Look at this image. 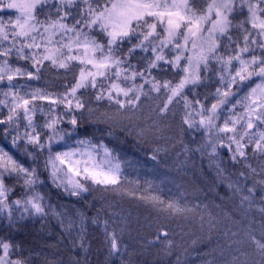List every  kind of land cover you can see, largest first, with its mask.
Segmentation results:
<instances>
[{
  "label": "snow or ice",
  "instance_id": "1",
  "mask_svg": "<svg viewBox=\"0 0 264 264\" xmlns=\"http://www.w3.org/2000/svg\"><path fill=\"white\" fill-rule=\"evenodd\" d=\"M48 66L71 71L75 82L63 85V91L31 84L42 79ZM154 69L170 70L172 78H157ZM212 82L215 91L201 100L197 87ZM153 92L158 95L151 97ZM142 97L160 100L151 110L153 125L175 114L183 102L180 133L201 134L194 151L206 154L223 176L225 161L217 158L227 149L233 164L248 169L236 173L229 187L239 194L240 178L252 180L241 202L251 206L257 191L264 202V0H0V139L8 145H0V220L11 229L28 219L55 217L62 232L71 236L79 228L82 237L83 214L58 210L39 190L45 184L40 157L48 182L68 196L82 198L99 190L131 196L172 215L192 211L153 194L151 182L145 188L129 187L138 182L126 181L115 150L86 130L83 135L78 131L85 119L116 121L121 110L137 109ZM93 99L118 107L114 114L99 112ZM148 131L137 133L140 142L147 143ZM162 150L167 151L151 148L148 158L159 164ZM250 156L260 160L257 167L249 163ZM17 188L21 191L13 198ZM92 223H99L98 217ZM208 223L210 230L216 228ZM104 227L110 253H118L115 231H108L107 220ZM247 242L260 256L254 264H264V227L259 235L247 233ZM162 243L171 256L173 242ZM23 252L21 245L0 239V264H31ZM45 264L55 262L45 258Z\"/></svg>",
  "mask_w": 264,
  "mask_h": 264
},
{
  "label": "rangeland",
  "instance_id": "2",
  "mask_svg": "<svg viewBox=\"0 0 264 264\" xmlns=\"http://www.w3.org/2000/svg\"><path fill=\"white\" fill-rule=\"evenodd\" d=\"M11 11L12 10H9V12ZM73 11H75V9ZM3 18L7 20L8 13H5ZM13 64L30 68V64L24 61L13 60ZM46 64H48V62H46ZM53 68L56 70H66L56 67ZM157 70L158 69L153 70V75L157 78H172L173 74L170 70L165 72L166 75L168 74L169 76L166 78L165 74L161 72L157 73ZM74 82L75 81L73 79L71 84ZM137 82L139 83L140 81L138 80ZM30 83L34 86L48 88V86L44 84L43 76L41 80L31 81ZM212 84L213 86L211 91L205 92ZM216 86L217 85L214 82L198 86L197 92L200 93L199 98L203 100L204 95L209 92H214ZM145 87L147 90L148 86L146 85ZM48 90L52 91L50 89ZM187 94L190 99L193 98L191 92H188ZM157 95V93H151V97H156ZM145 98L146 97H142V103L137 109H132L130 111L121 110L124 113L120 117L126 118L129 120L128 122H130L133 118L136 121V115L134 116L133 114L128 113H133L134 110L141 111V108L144 105L149 106V103H145ZM147 98L150 99L149 101L153 100L150 97ZM161 99H163V97H161ZM92 101L96 102L94 99ZM154 101L152 109L156 108L160 103V100ZM211 102L212 99L210 98L207 101V104L210 106ZM97 104H99V107L109 110H113L118 107L116 105H110L109 101L106 99L98 103H91L94 108ZM45 107H47V104H45ZM58 110L63 111L64 109L62 106H59ZM182 111L183 102H181L180 107L176 108V111L174 112L177 113V119H181ZM174 116L173 112H169L167 119L158 121L157 124L153 125V119L156 117L155 114L150 115V118L152 117V122L149 124L150 128H152L151 139L155 141L153 147L159 145L162 149L167 150H162L160 152L159 164L156 161L149 160L148 153L145 154L146 157H143L141 156L142 154L131 152L132 150L129 148L118 149L116 143H112V138L105 139L99 135L93 137L96 142L103 140L109 147L115 150V154L121 162V169L126 181H128L127 176H129L130 173L135 171L139 172V174L145 173L143 176L145 181L151 182L156 189L153 194L159 196L164 194L166 195L165 197L160 196L163 200H176L181 205H186L188 208L192 209V211L186 215H167V212L157 211L131 196L117 194L114 192L93 190L82 195V198H84L82 201L86 204V209H90L92 215L88 218L81 212L84 217V231L82 233V237L78 235V233L81 232V229L79 228H77L71 236H69L67 232H62L59 220L55 217H46L43 219L37 217L28 220L43 222V225H46L49 229L53 228V225H55V228L51 231L54 230V232L61 233L62 236H65V245L68 248V251H74L79 254V260H77L78 264H80V262L81 264H90L93 255L97 257V260L93 264H103V262H105V264H133V262L134 264L142 262V264H151L152 260L157 261L158 259H160L159 262L163 264H177V257H179V264H254L255 261H259L260 256L252 249V247L249 246L247 242V233L252 232L259 235L261 228L264 227V212L260 211L261 208H264V202H261L260 200L261 193L257 191L254 201L251 206H249L248 201H244L242 203L241 199L242 195H247V187L252 185V180L245 181L243 178H240L239 183L242 186V192L239 194L235 192L234 188L229 187L230 180L232 182H236V173L240 170L247 172L248 169L243 168L240 164H233L231 160L228 159L227 149H222L221 156L217 159L225 161V163L222 164V167H224L226 171L223 176H218L215 164H210L207 155L205 154L202 156L199 152H196L198 155L197 157L194 152L197 144L201 142V134H186L191 138V140H189V146H181V144H179L181 141L179 140L181 136L180 130L178 131V137H175V140L168 139L172 135V133L170 135L169 130L174 127ZM120 117H117V119H120L123 122L126 121ZM36 119L38 122L42 123L44 117L38 113ZM123 122L121 124H124ZM177 125H179L177 127L180 129V123ZM62 127L70 128L71 126L64 124ZM128 132L131 137L137 139V133L139 132L137 129H133V131ZM159 132L162 133L159 134ZM193 137H195V142H193ZM168 142L171 143L169 147L166 145ZM0 145H4L6 148L8 147L4 141H0ZM153 147L145 146L144 149L151 150ZM175 148H178V151L173 150ZM122 149L125 150V152L122 151ZM171 150L176 151L172 154L173 156L171 155ZM248 151L251 153V148H249ZM14 154L17 155V158H20L19 154ZM133 155L142 157L139 158L138 161H143L144 168L136 166L133 164L132 160H129L131 157L134 158ZM192 160L194 162L198 161L199 165H203L205 163L208 164V174H206V179L208 180L204 179L205 174L201 168L197 171L199 175L191 170L197 176L202 178V182L205 180L203 187L198 184L196 185L183 174L186 172L184 170L189 167H186V162L188 161L189 163ZM25 163H27V161H25ZM249 163L253 167H257L260 160L250 156ZM40 168V178L44 180L45 184L47 183L50 188H55L50 182H48V173L43 171V157H40ZM209 173H211V175H209ZM45 184L38 186V188L48 199L49 192L47 189L48 187L45 186ZM128 186L137 188V184H129ZM147 186L148 184L146 183V187ZM91 187L95 189L98 186ZM55 189L60 196H63L70 201L72 199H82L68 196L64 194L62 190L57 188ZM20 191L21 189L17 188L13 193V198H15ZM197 193H199V195ZM89 199H92L96 204L95 210H93V206L95 204H93ZM64 202L65 200L63 203ZM63 203H61L62 206L57 207V209L67 210L68 213L75 215V210H69ZM139 206L140 209L144 211L146 216L138 215V213L133 210L138 209ZM195 216L197 217L196 219H194ZM201 216L204 217L203 226H201ZM93 217H98L99 223L93 224ZM138 218L142 219L136 223ZM105 220L108 221V231H115L116 233L120 247V251L118 253H110V239L107 238L105 234ZM210 220L216 224V228L211 230L208 223ZM4 225H7L6 222L0 220V228ZM130 225H133L134 227L129 228ZM165 232L168 234L167 237L162 235ZM225 233H227V235H225ZM232 233H235V235H232ZM83 235L88 238L89 242L87 245L86 241H83ZM158 236L159 240H157ZM73 238H76V240L80 239L78 241V245L71 241ZM0 239L5 238L0 234ZM165 240H171L173 242L171 247V256L165 255V250L168 247L165 243H162V241ZM92 242H96V245L100 246H95L94 248L92 246ZM81 243H83V247H81ZM78 247H81V249L75 250ZM71 252H69L70 258L75 260L71 255ZM69 253H66L65 255H68ZM70 258H66V264H75V261H71Z\"/></svg>",
  "mask_w": 264,
  "mask_h": 264
},
{
  "label": "trees",
  "instance_id": "3",
  "mask_svg": "<svg viewBox=\"0 0 264 264\" xmlns=\"http://www.w3.org/2000/svg\"><path fill=\"white\" fill-rule=\"evenodd\" d=\"M238 32L237 29H233V34H236ZM150 55V54H149ZM133 63H136L135 60L132 61ZM47 65V64H46ZM170 66H164V68H169ZM163 73L165 74V78L169 77L168 74L166 75V71L163 69H158L157 73ZM42 76H43V80H44V84H46V86H48V89L52 90V91H63V85L67 84H71V82L73 81L72 78V72L69 70H56L55 68L48 66L46 67V69L44 70V72H42ZM213 84L209 87V89H207L205 92L211 91ZM203 92V91H202ZM145 103H149V106L144 105L141 109V111L138 110H134L133 113H128V114H133L134 116L136 115V121L134 120V118L128 122L129 120H127L124 117H120L124 120H126L125 122L121 121L120 119H116V121L111 122V123H89L87 119L84 120L83 123V128L79 129V133L80 134H84L85 130L87 131L88 135L91 136H101L102 138H112L113 141L112 143L115 144L116 146L119 148H129L132 151L131 152H135L137 154H142L141 156L146 157L145 154L148 153L149 155V151L148 149H144L145 146L148 147H153L155 141H153L151 139V135H152V128H150L149 124H151L152 122V117L150 118V115L154 114L151 109L152 106L154 104V100L149 101V98H145ZM91 103H98V102H93L91 101ZM99 104H97L95 106V108L98 109L99 112H108L109 114H114L116 109L113 110H109L106 108H102L98 106ZM148 108V110H147ZM174 110L176 111V108H174ZM174 111V112H175ZM124 113V112H123ZM174 118H173V128L170 131V135L172 133V138L169 140H175L178 137V131L180 130L177 126V124L180 123L181 119H177V113L174 114ZM124 124H121V123ZM170 123V121H169ZM137 127V128H136ZM141 128H148V134L146 137H144V139L147 141V143H142L139 141V139H135L134 137H131L128 133V131H133L137 129V131H140ZM111 132V135H108V133ZM162 132H159V134H161ZM189 134V133H188ZM190 136V135H189ZM158 137V136H157ZM161 137V136H160ZM176 137V138H175ZM179 140H183V143H179L181 144V146L183 145H188L189 146V140H191L190 137H188L186 134L180 136ZM0 141H3L2 139H0ZM167 147H169L171 145L170 142H168ZM179 146V145H177ZM166 147V148H167ZM178 148H175L173 150H177ZM171 150V155L173 153H175L176 151ZM122 151L125 152V150L122 149ZM195 152V151H194ZM196 156L198 157L197 153L195 152ZM134 158H130L129 160L133 161V164H135L138 167H143L144 168V163L142 160L138 161L139 158H142L140 156H136L133 155ZM173 156V155H172ZM147 159V158H146ZM149 159V158H148ZM147 159V160H148ZM199 159V158H198ZM150 160V159H149ZM185 164V163H184ZM186 167H187L184 171H186L185 173H183L185 175L186 178L190 179L192 182H194L196 185L198 184L199 186L203 187V183H205L206 179V174L207 173V169H208V164H203V165H199V162L196 161L194 162L193 160L190 161L188 163V161L186 162ZM201 168L204 171L205 177H204V181L202 182V178L198 174V169ZM188 170V171H187ZM194 172H192V171ZM182 171V172H184ZM181 172V173H182ZM145 175V173H141L139 174V172L135 171L133 173H130L129 176H127V180L130 182H138L137 183H131V184H137V187H146V181L143 178V176ZM194 175V176H192ZM209 175H211V173H209ZM199 177V178H197ZM187 181V180H186ZM6 182L11 184L12 181L9 179H6ZM45 186H47L48 188V200H50V202L55 205L56 207H61V203H63V201L65 200V202L63 203L64 206L66 205V207L71 210L76 212V210H79L80 212L84 213L85 217H91V211L90 209H86V204H84V202L82 200H84V198H82L81 200H69L64 198L63 196H60L55 188H50V186L46 183ZM197 187V186H196ZM199 195V193H197ZM196 194V195H197ZM161 197H165L166 195H160ZM197 198V197H196ZM93 204H95L93 202L92 199H89ZM61 202V203H60ZM93 210L96 209V204L93 206ZM133 209V208H132ZM135 212L138 213V215H145L144 211L142 209H140V206L138 207V209H133ZM167 215H169V213H167ZM146 216V215H145ZM197 217L195 216L194 219H196ZM142 218H138V220H136V223L138 221H140ZM192 219V220H194ZM135 223V224H136ZM134 224V225H135ZM134 226L130 225L129 228H133ZM55 228V225H53V228H47L46 225H43V222H36V221H30V220H25V221H21L19 224L16 225L15 228H9L7 225L2 226V228H0V234L1 236H3L7 241L12 242L13 244H19L21 245V247L24 249L23 255L28 256L31 264H45V258L49 259V260H53L55 262V264H66L67 259L66 258H70V250L68 251V248L66 247V241H65V236H62L61 233H56L53 231H51L52 229ZM85 237V238H84ZM80 239L73 238L71 241H75V244L78 245V241ZM59 241V242H56ZM83 241H86V245L89 242L88 238L86 236L83 235ZM189 241V240H188ZM92 246L95 248V246H100V245H96V242H92ZM95 244V245H94ZM92 247V248H93ZM81 247L75 249V250H80ZM66 253H69L68 255H65ZM16 255H19V253H16ZM71 255L73 256V258L75 260H72L70 258L71 261H75V264L77 263V260H79V254H77L76 252H71ZM152 259V258H151ZM97 260V257H95L93 255L90 264H93L95 261ZM115 261V260H114ZM113 261V262H114ZM160 259H158L157 261H153L151 262V264H163L161 262H159ZM158 262V263H156ZM143 263V262H142ZM142 263H138V264H142ZM81 264V262H80ZM98 264H102V263H98ZM103 264H105V262H103ZM134 264V262H133ZM148 264V263H145Z\"/></svg>",
  "mask_w": 264,
  "mask_h": 264
}]
</instances>
